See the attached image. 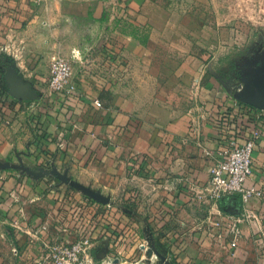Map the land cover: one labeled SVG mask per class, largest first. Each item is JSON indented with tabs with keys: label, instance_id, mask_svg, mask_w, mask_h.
I'll return each mask as SVG.
<instances>
[{
	"label": "crops",
	"instance_id": "1",
	"mask_svg": "<svg viewBox=\"0 0 264 264\" xmlns=\"http://www.w3.org/2000/svg\"><path fill=\"white\" fill-rule=\"evenodd\" d=\"M130 1L135 10L140 8V0ZM37 2L0 0V176L8 178L0 179V191H8L7 200H2L9 211L7 221L12 225L18 222L22 230L16 229L10 236L14 256L4 258L0 264H39L49 245L71 239L68 229L60 228L57 219L61 207L66 205L76 206L77 214L85 212L90 216L87 233L94 238L93 253L126 254L129 258L139 249L137 236L128 230V226L135 228V223H121V228H126L125 234L120 233L116 245L114 238L96 230L100 221L96 223L95 218L102 222L104 219V226H108L110 203L75 201L81 189L67 182H55L50 171L58 169L61 156L66 155L61 150L62 142L79 147L85 143L80 152L77 147L70 149V162L66 164L70 174L85 171L97 175L99 171L103 188L108 187L110 177H116L115 184L121 189H125L124 182H131L137 199L161 205L162 215L153 219L163 226L159 230L164 231L167 247L177 256L178 264L206 263L203 239L208 230L203 227L220 218L219 201L206 193L210 166L227 147L231 131L239 142H244L253 128L258 129L261 136L254 151L258 159L254 161L250 181L264 192V110L235 98L219 100L217 94L206 90L209 100L201 95L197 103H187L186 97L175 103H168L167 99L165 103L158 102L148 121L143 122L131 110L130 101L112 107L104 96L92 97L96 93L93 86L80 81L75 95L60 101L48 88L51 72L46 55L61 50V29L56 19L61 7L49 6L44 11ZM18 83L36 94V98H20L15 91ZM97 99L101 105L96 103ZM226 118L242 120L245 129L242 133L235 128L236 131H226L223 120ZM60 131L66 133L64 140ZM191 133L197 142L200 140V158L193 159L174 150L177 145L183 146ZM205 146L211 155L204 152ZM82 153L85 168L81 162L70 160L78 161ZM23 158L36 162H19ZM101 195L108 198L104 192ZM255 198L253 204L259 210L264 205V195ZM228 199L227 204L232 201L231 197ZM155 231L152 230L154 235L159 232Z\"/></svg>",
	"mask_w": 264,
	"mask_h": 264
},
{
	"label": "rangeland",
	"instance_id": "2",
	"mask_svg": "<svg viewBox=\"0 0 264 264\" xmlns=\"http://www.w3.org/2000/svg\"><path fill=\"white\" fill-rule=\"evenodd\" d=\"M37 1L44 11L49 6L61 7L56 19L61 29L62 51L53 50L46 55L48 61L55 52L61 53L72 64V81L76 87L79 81L93 86L96 93L91 96L101 99L104 96L112 107L127 105L130 101L131 110L143 122L148 121L149 113L158 102L165 103L167 99L168 103H175L180 102V97H186L190 104L200 100L201 95L209 100L206 90L217 94L219 100L235 98L254 109L264 110V0H140L137 10L130 5V0ZM58 133L62 140L66 138L65 132ZM62 145L66 155L61 156L59 173H50L55 182L66 183L62 179L65 175L90 188V192H104L112 207L122 213L113 217L112 229L119 231L123 222L137 225L128 226L139 245L129 258L126 254L93 253L91 235L92 264H178L177 256L167 247L164 231L159 230L163 226L153 219L162 215L161 205L153 200L137 199L129 181L121 189L115 184L116 177H110L108 187L103 188L99 171L97 175L85 171L70 174L66 168L70 149L77 147L76 151L80 152L81 146L69 142ZM182 145L174 147L178 154L200 158V140L197 142L194 133ZM70 160L81 162L85 168L84 153L78 161ZM19 162L33 164L36 160L23 158ZM4 178L8 179L0 176L1 180ZM80 191L75 201L98 200L93 193ZM7 192L0 191V261L14 256L10 236L16 229L21 230L18 222L12 225L7 221L9 211L4 202ZM60 192L64 194L63 188ZM207 192L209 195V189ZM229 197H234L230 205L226 203ZM255 199L245 200L239 194L216 199L220 218L204 224L208 233L203 239L206 263H202L264 264V205L258 210L257 204H253ZM75 207L63 206L58 213L60 228L70 232L71 239L67 242L78 240L89 231L90 216L85 212L77 214ZM98 221L96 230H102L104 219L102 222L95 218ZM152 230L159 231L153 235L155 248L160 253L149 260L146 252L150 243L146 233ZM111 237L116 245L120 238Z\"/></svg>",
	"mask_w": 264,
	"mask_h": 264
},
{
	"label": "built area",
	"instance_id": "3",
	"mask_svg": "<svg viewBox=\"0 0 264 264\" xmlns=\"http://www.w3.org/2000/svg\"><path fill=\"white\" fill-rule=\"evenodd\" d=\"M50 72L48 88L51 93L58 95L60 101L73 97L77 87L72 81L73 69L70 60L55 52L51 57ZM96 103L101 105L98 99ZM223 120L226 131H236L234 128L230 129L227 124L231 119ZM231 132L227 147L222 149V155L210 166L209 196L215 200L231 194H239L245 200L261 197L264 192L250 182L254 169V151L261 133L253 128L245 141L239 142ZM204 152L212 154L206 146ZM108 207L111 208L112 205L109 204ZM90 242L91 236L87 234L73 242L49 245L40 257L39 264H92L89 257L92 246Z\"/></svg>",
	"mask_w": 264,
	"mask_h": 264
},
{
	"label": "water",
	"instance_id": "4",
	"mask_svg": "<svg viewBox=\"0 0 264 264\" xmlns=\"http://www.w3.org/2000/svg\"><path fill=\"white\" fill-rule=\"evenodd\" d=\"M15 91L16 93L18 94V96L20 98H23V99H34L36 98V94L30 92L24 85L18 83L16 86H15ZM50 173H54V174H58L59 171L57 168H53L52 171H50ZM62 179L64 182H67L69 184H72L74 185L75 187L81 189L82 191H87V192H90L89 189L90 188H86V186L76 182L75 180L69 178V177H66L65 175L62 176ZM90 193H93L95 197L98 198V200H101L105 203H111V200L109 198H104L101 193H96L94 192L93 190H91ZM146 237L150 243V246L147 248V255L149 256V260H151V258L157 253H160L158 250H156L155 248V244H154V235H153V232L149 231L148 233H146Z\"/></svg>",
	"mask_w": 264,
	"mask_h": 264
},
{
	"label": "trees",
	"instance_id": "5",
	"mask_svg": "<svg viewBox=\"0 0 264 264\" xmlns=\"http://www.w3.org/2000/svg\"><path fill=\"white\" fill-rule=\"evenodd\" d=\"M228 126H229V128H235V129H239V132L240 133H242V130H244L245 129V127L243 126V123H242V120H238V118H236L234 121H232L231 123H230V120L228 121ZM241 128V129H240ZM116 211H117V208L116 209H114V208H110V213L112 214V215H109V217H108V219H109V224L110 225H108V226H106V227H104V229L103 230H101L102 231V233H104V234H107L108 236H113V237H115L116 239H118V238H120V235L121 234H125V229H120L119 231H116L115 229H112L113 227V225H112V223H113V217L114 216H116ZM59 220H61V218H59ZM106 228V229H105ZM121 233V234H120ZM88 235H90L89 233H87ZM91 236V235H90Z\"/></svg>",
	"mask_w": 264,
	"mask_h": 264
},
{
	"label": "bare ground",
	"instance_id": "6",
	"mask_svg": "<svg viewBox=\"0 0 264 264\" xmlns=\"http://www.w3.org/2000/svg\"><path fill=\"white\" fill-rule=\"evenodd\" d=\"M155 258V257H154Z\"/></svg>",
	"mask_w": 264,
	"mask_h": 264
}]
</instances>
